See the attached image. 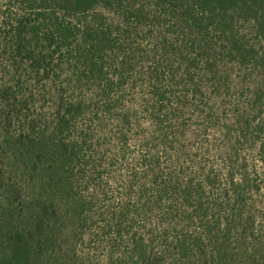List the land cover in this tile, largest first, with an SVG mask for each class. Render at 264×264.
Listing matches in <instances>:
<instances>
[{"label": "trees", "instance_id": "16d2710c", "mask_svg": "<svg viewBox=\"0 0 264 264\" xmlns=\"http://www.w3.org/2000/svg\"><path fill=\"white\" fill-rule=\"evenodd\" d=\"M223 59L258 71L223 172L146 141L114 192L96 118L187 115ZM0 264H264V0H0Z\"/></svg>", "mask_w": 264, "mask_h": 264}, {"label": "rangeland", "instance_id": "374dc122", "mask_svg": "<svg viewBox=\"0 0 264 264\" xmlns=\"http://www.w3.org/2000/svg\"><path fill=\"white\" fill-rule=\"evenodd\" d=\"M218 69L214 73V77L205 76V80H203L207 88L206 91H209V93H205V98L196 99L192 104V108L188 110L189 113L187 115L167 120L166 124L162 123V121L160 122V120L156 123L149 116L144 93L149 97L150 93L139 86V84L134 89L131 88L124 91L123 96L126 98L124 108L127 110L128 107L130 108L128 110L129 117H122L125 121H118L117 118H113L114 120L110 119L108 118V113H102L99 118H96L95 127H101L105 132L99 140V143L102 144L100 151L105 157L106 166L104 171L110 178L109 186L114 192L122 191L128 184L130 169L134 163L139 161L142 147L146 141H158L159 139L160 141H169V139H173L176 144L184 146L183 151H176L182 156L193 159L192 161L195 164L205 167L206 170L223 172V156L220 150L223 149L227 142L223 138V130L221 128L236 126L225 124L224 117L220 116L221 107L223 108V115L227 111L229 115L233 116L232 112L236 109V103H239L242 107L244 102H248L253 85L257 80L258 71L251 65H238L225 59L219 63ZM211 83L215 85L211 86ZM208 99L212 106L220 109L218 114L215 113L216 111L206 108L205 105ZM224 108L227 110L225 111ZM117 113L115 111L112 114ZM159 119L164 118L161 117ZM118 127H126L127 129L123 134H119L121 136L119 139L118 133L114 131ZM158 127H161L159 133L156 131ZM173 131H175V134L172 136ZM167 133L170 134L168 135ZM251 143V145L246 144V147L252 150L245 151V155L250 159L256 157L257 154L256 144H253V141ZM163 146H161V153L165 155L162 160H165L166 155L168 156V151ZM157 151L159 153L160 147ZM123 152L128 153L126 158H116L120 157V155L122 156ZM170 155L172 156L173 154L170 153ZM195 167L197 166L195 165ZM141 168L137 164L139 171Z\"/></svg>", "mask_w": 264, "mask_h": 264}]
</instances>
